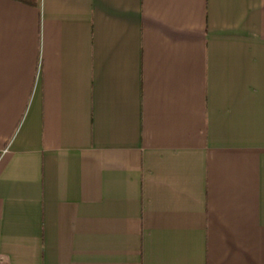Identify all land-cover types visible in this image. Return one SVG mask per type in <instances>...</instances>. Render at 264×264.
<instances>
[{"label": "crops", "instance_id": "1", "mask_svg": "<svg viewBox=\"0 0 264 264\" xmlns=\"http://www.w3.org/2000/svg\"><path fill=\"white\" fill-rule=\"evenodd\" d=\"M0 264H264V0H0Z\"/></svg>", "mask_w": 264, "mask_h": 264}]
</instances>
